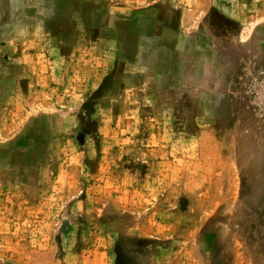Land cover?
I'll use <instances>...</instances> for the list:
<instances>
[{"label": "rangeland", "instance_id": "obj_1", "mask_svg": "<svg viewBox=\"0 0 264 264\" xmlns=\"http://www.w3.org/2000/svg\"><path fill=\"white\" fill-rule=\"evenodd\" d=\"M0 264H264V0H0Z\"/></svg>", "mask_w": 264, "mask_h": 264}]
</instances>
